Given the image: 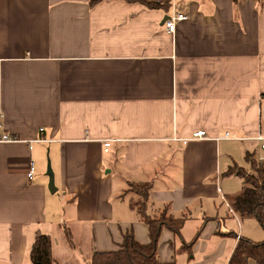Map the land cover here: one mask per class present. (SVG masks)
I'll return each mask as SVG.
<instances>
[{"label":"crops","instance_id":"crops-1","mask_svg":"<svg viewBox=\"0 0 264 264\" xmlns=\"http://www.w3.org/2000/svg\"><path fill=\"white\" fill-rule=\"evenodd\" d=\"M0 110L21 139L0 144V264H31L38 232L54 264H89L128 232L149 243L130 183L188 217L180 236L162 229L163 262L228 264L241 235L264 241L224 199L244 189L229 167L264 158V0H0Z\"/></svg>","mask_w":264,"mask_h":264},{"label":"trees","instance_id":"trees-1","mask_svg":"<svg viewBox=\"0 0 264 264\" xmlns=\"http://www.w3.org/2000/svg\"><path fill=\"white\" fill-rule=\"evenodd\" d=\"M239 0H234L238 2ZM150 7L163 6L158 2H145ZM250 168L233 165L225 172L227 175H236L243 179V192L234 199V210L242 219L254 216L264 229V159H257L251 153L246 155ZM151 184L130 183L125 194L132 193L131 204L139 218L149 228V243H140L132 232L124 235L123 243L116 250L95 252L89 264H177L176 261L163 262L158 255V241L163 228H168L175 235L180 236L181 230L187 221V216L175 217L170 214V206L151 209ZM136 196V197H135ZM138 199V200H137ZM202 229H199L194 239L185 245L189 251L195 240L199 238ZM229 235L237 237V233L229 231ZM68 241L72 244L71 232L68 230ZM253 259L258 264H264V241H254L241 235L228 264H248ZM31 264H54L52 255V241L47 234L38 232L30 251Z\"/></svg>","mask_w":264,"mask_h":264},{"label":"built area","instance_id":"built-area-1","mask_svg":"<svg viewBox=\"0 0 264 264\" xmlns=\"http://www.w3.org/2000/svg\"><path fill=\"white\" fill-rule=\"evenodd\" d=\"M187 18V15L184 14V13H173L172 15H170L166 21V28L169 32L173 33L175 32L176 30V26H177V22L178 21H181V20H184ZM41 132H44V128H41L40 129ZM206 136V133L205 131H197L195 134H194V138L196 139H202ZM225 138H230L229 136V133H227L225 135ZM258 139L262 141V148L264 149V136L263 135H259L258 136ZM21 141V139L12 134L7 126H6V122H5V114L2 110H0V144H5V143H14V142H19ZM41 141H44V138H39V139H35V140H31L29 141L30 143V146H32V144L34 142H41ZM186 141V140H185ZM111 142L112 140H105L104 141V146H105V150L108 151L109 147L111 146ZM260 159H264V158H260ZM34 167L32 166L31 167V170L28 172V177L30 179L33 178V175H34ZM229 208L231 210H233L230 206Z\"/></svg>","mask_w":264,"mask_h":264},{"label":"rangeland","instance_id":"rangeland-1","mask_svg":"<svg viewBox=\"0 0 264 264\" xmlns=\"http://www.w3.org/2000/svg\"><path fill=\"white\" fill-rule=\"evenodd\" d=\"M233 144H235V142H232ZM260 150L261 151H263V153H264V149L262 150L261 149V147H260ZM252 153H254L253 151H252ZM255 156V155H254ZM264 157V156H263ZM256 158V157H255ZM257 159H259V158H257ZM247 160V159H246ZM247 164H248V166L246 165V162H244V164H242V167L244 166L245 168H250V163H248V161H247ZM47 171H48V169H49V165H51V163H50V161L48 160V158H47ZM52 169V168H51ZM239 184V183H238ZM116 186H117V184H116ZM117 189H119V185L117 186ZM226 189H230V187L229 186H227L226 187ZM118 191H122V190H118ZM119 192V193H120ZM130 196H133V194H129ZM128 197V196H127ZM136 197V196H135ZM224 199H225V201L226 202H228L229 204H231V205H233V203H234V200L232 201V199L231 198H227V200H226V198L224 197ZM125 200H126V198H125ZM138 200V199H137ZM222 209H223V211H225V207H222ZM254 218L253 220V222H249L248 223V219L247 218ZM249 217H245V219H243V220H241V221H243V223H244V225H245V228L246 229H248L249 228V230L250 231H252L251 230V227H255L256 226V228L260 231L261 230V227H260V224L257 222V221H255V220H257L256 219V217H254V216H249ZM256 222V223H255ZM229 223H233V221H231V220H229Z\"/></svg>","mask_w":264,"mask_h":264},{"label":"water","instance_id":"water-1","mask_svg":"<svg viewBox=\"0 0 264 264\" xmlns=\"http://www.w3.org/2000/svg\"><path fill=\"white\" fill-rule=\"evenodd\" d=\"M48 175H49V189L51 192H55L56 191V186H55V179H54V173L51 169V165H49V169H48Z\"/></svg>","mask_w":264,"mask_h":264}]
</instances>
